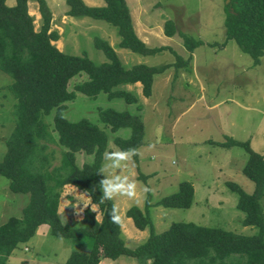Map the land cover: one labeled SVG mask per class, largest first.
Returning a JSON list of instances; mask_svg holds the SVG:
<instances>
[{"label":"trees","instance_id":"1","mask_svg":"<svg viewBox=\"0 0 264 264\" xmlns=\"http://www.w3.org/2000/svg\"><path fill=\"white\" fill-rule=\"evenodd\" d=\"M6 1L0 0V71L13 79L9 90L18 103L15 104L16 126L6 141L7 152L0 161V175L9 179L11 192L29 194L30 201L21 218L11 217L4 224L0 223V264H7L14 251L21 244L30 243L43 225L49 227L52 236L69 238L75 243L66 264H101L104 259L116 261L122 256L133 257L138 264H264V208L261 204L264 156L255 152L249 142L232 139L220 145L245 148L248 160L243 172L254 182L255 191L248 194L234 182H227V187L239 194L237 207L245 214L243 226L257 227L258 233L245 236L195 223L176 222L158 234L150 214L149 199L144 210L134 206L127 211V217L137 229L149 230L150 237L135 249L127 247L122 229L110 220L113 201L99 204L103 195L99 182L104 174L97 172L105 162V151H109V136L90 120L72 122L64 113L67 104L79 94L95 99L105 93L112 100L123 99L129 105L137 104L133 93L119 87L140 83L143 95L150 98L156 75L165 73L173 65L139 64L128 69L109 42L100 38L95 45L105 54V63L96 64L87 56L64 53L53 44L61 35L52 29L53 13L46 0H38L42 19L40 30L35 28L29 0H16L14 6H8ZM103 1V6H89L84 0H67V15L106 21L117 28L120 48L143 56L169 52L177 57L174 65L177 69H189L190 62L172 48H149L138 37L127 0ZM226 1L227 40L236 41L244 53L254 58L255 64L260 63L264 56V0ZM164 33L170 38L180 36L191 59L195 50L206 44L180 32L171 20L166 22ZM209 46L217 47L218 44ZM141 110L142 106L138 105V111ZM53 112L56 136L49 132V125L44 121V116ZM99 118L113 133L129 130L128 137L115 136L112 140L120 150H139L144 146L145 126L140 115L100 109ZM47 141H55L63 149L61 165L52 170L47 169V157L43 155L48 148ZM77 155L92 156V161L79 166ZM133 161L140 166L138 155ZM141 178L146 180L147 176ZM66 186L89 195L92 204L100 209L99 222L90 208L84 211L81 223L64 222L59 209ZM194 195L193 185L183 182L175 194L163 198L157 205L189 209ZM25 251H29L28 247Z\"/></svg>","mask_w":264,"mask_h":264},{"label":"rangeland","instance_id":"2","mask_svg":"<svg viewBox=\"0 0 264 264\" xmlns=\"http://www.w3.org/2000/svg\"><path fill=\"white\" fill-rule=\"evenodd\" d=\"M53 13V30L62 39L53 44L64 53L84 55L96 64L107 62L105 54L96 45L103 39L115 49L119 59L130 69L139 64L150 67L173 65L165 73L156 75L153 95L146 98L141 84H125L119 89L133 93L137 104L129 105L123 99H110L100 94L91 99L79 94L67 104L65 117L72 122L88 119L107 133L109 151L120 150L113 143L115 136H129V130L113 133L99 118L100 109L128 111L140 115L145 126L144 146L138 155L140 166L132 161L115 174L127 176L137 183L140 204L127 197H116L124 217L123 239L127 247L135 249L150 237V231L136 228L127 211L136 206L145 209L150 199V214L156 233H162L176 222L195 223L219 228L239 235L252 236L257 227H245V214L237 207L239 194L227 187V182L240 185L253 194L255 184L243 172L248 154L243 147H224L220 144L235 140L249 142L251 148L264 156V56L260 63L244 53L234 40H227L225 30L226 0H129L135 31L149 48L170 47L178 56L189 61V69H177V57L169 52L143 56L119 47L118 30L110 23L89 17L74 18L67 15V0H46ZM90 6H103V0H84ZM29 11L34 17L36 30L42 19L38 0H29ZM131 2V3H130ZM13 6L16 0H7ZM173 21L180 32L206 44L197 48L190 58L183 39L167 37L164 27ZM147 32V33H146ZM209 44H218L210 47ZM224 45V47H221ZM13 79L0 71V161L6 155V141L16 126L18 103L9 90ZM158 100L157 105H151ZM17 101V103H16ZM138 105L142 110L138 111ZM54 112L44 116L49 132H54ZM214 142L215 144H212ZM48 148L47 169L61 165L63 149L54 142H45ZM65 151V149H64ZM92 156L77 155V164L91 162ZM105 163V162H104ZM104 179L107 176V171ZM147 176L142 180L141 176ZM183 182L195 190L193 205L189 209H170L158 206L163 198L175 194ZM10 181L0 175V223L11 217L21 218L30 201L29 194L11 192ZM73 186L62 192L59 213L67 224L81 223L84 211L91 209V199ZM145 187L151 189L145 192ZM264 208V197L261 199ZM87 206V207H86ZM99 220L101 212L97 206ZM97 214V213H96ZM43 227V226H42ZM40 229L30 243L21 244L7 264H66L75 243L72 239L49 234V228ZM85 244L84 247H87ZM28 247L29 251H25ZM104 264H138L136 259L122 256Z\"/></svg>","mask_w":264,"mask_h":264},{"label":"clouds","instance_id":"3","mask_svg":"<svg viewBox=\"0 0 264 264\" xmlns=\"http://www.w3.org/2000/svg\"><path fill=\"white\" fill-rule=\"evenodd\" d=\"M141 155L140 151L135 148H129L125 150L105 151L104 161L98 170L97 174L105 173L107 176L105 179L99 182V188L102 189L103 195L99 198V204H103L106 201H113L111 211L109 213L111 223L119 227L124 228V217L121 213L119 204L115 203L116 197H127L129 200L136 201L137 205L140 204L137 194V183L134 179H130L127 176L116 175L117 169H124L132 161L133 157ZM151 189L145 187L144 191L148 192ZM87 207V206H86ZM91 210L96 215V220L99 222V213L97 205L92 204Z\"/></svg>","mask_w":264,"mask_h":264},{"label":"crops","instance_id":"4","mask_svg":"<svg viewBox=\"0 0 264 264\" xmlns=\"http://www.w3.org/2000/svg\"><path fill=\"white\" fill-rule=\"evenodd\" d=\"M129 0H127V2H128ZM30 3V2H29ZM85 3L87 4V2L85 1ZM131 3V2H130ZM15 4V3H14ZM88 5V4H87ZM128 5H129V2H128ZM14 6V5H13ZM90 6V5H89ZM129 7H130V5H129ZM135 28H136V26H134ZM147 33V32H146ZM60 35H61V39H62V34L61 33H59ZM139 37V36H138ZM60 39V40H61ZM59 40V41H60ZM142 40V39H141ZM138 84H140V83H138ZM136 85V84H135ZM157 101L158 100H153V103L151 104V105H153L154 107L157 105ZM70 187V186H69ZM73 188V187H72ZM42 227V226H41ZM49 228L47 225H43V229H47V228ZM40 229V228H39ZM10 258H12V259H14V258H17L19 261H22L18 256H15V255H12ZM105 263V260L101 263V264H104Z\"/></svg>","mask_w":264,"mask_h":264}]
</instances>
